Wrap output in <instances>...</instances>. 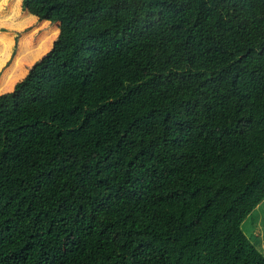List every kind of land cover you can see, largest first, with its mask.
I'll return each instance as SVG.
<instances>
[{
	"label": "trees",
	"instance_id": "trees-1",
	"mask_svg": "<svg viewBox=\"0 0 264 264\" xmlns=\"http://www.w3.org/2000/svg\"><path fill=\"white\" fill-rule=\"evenodd\" d=\"M22 3L60 32L0 96V264H264V0Z\"/></svg>",
	"mask_w": 264,
	"mask_h": 264
},
{
	"label": "rangeland",
	"instance_id": "rangeland-1",
	"mask_svg": "<svg viewBox=\"0 0 264 264\" xmlns=\"http://www.w3.org/2000/svg\"><path fill=\"white\" fill-rule=\"evenodd\" d=\"M59 32V24L43 25L36 16L26 12L22 0H0V96L13 91L35 63L52 50ZM51 35L52 44L49 42ZM45 46L49 48L46 50ZM19 101V111H14L9 103V108L5 110L6 119L12 122L17 119L18 125H21L18 131L9 134L18 153V157L11 161L14 165L35 147L41 134L35 130L36 127L21 129L25 121L36 116L37 107L27 106L23 94L19 95ZM32 109L34 112L27 115ZM42 145L49 148V144ZM242 228L248 240L264 255V201L244 221Z\"/></svg>",
	"mask_w": 264,
	"mask_h": 264
}]
</instances>
